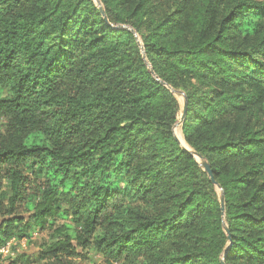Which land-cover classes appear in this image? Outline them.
<instances>
[{
	"label": "trees",
	"instance_id": "1",
	"mask_svg": "<svg viewBox=\"0 0 264 264\" xmlns=\"http://www.w3.org/2000/svg\"><path fill=\"white\" fill-rule=\"evenodd\" d=\"M100 1L106 16L96 0H0V246L66 200L76 228L12 264H72L79 247L108 264H264V0ZM172 89L220 187L176 139Z\"/></svg>",
	"mask_w": 264,
	"mask_h": 264
},
{
	"label": "rangeland",
	"instance_id": "2",
	"mask_svg": "<svg viewBox=\"0 0 264 264\" xmlns=\"http://www.w3.org/2000/svg\"><path fill=\"white\" fill-rule=\"evenodd\" d=\"M184 93H185L184 91L178 90V92L175 94L177 99L180 102L182 109H183V105L185 101ZM0 96L2 97L12 96V90H11L10 85L4 84L2 81H0ZM181 115H182V111H181L179 120L181 118ZM8 126H9V117L5 115L0 116V133L5 134L8 130ZM175 133L177 136L180 137L182 135L181 137H183V139L185 138L183 134V130H182V124L177 126V128H175ZM183 145L188 147V145H186V142ZM197 159L198 161H201L199 157H197ZM24 171L26 172L27 176L30 177L31 179L33 175L31 174L30 168L26 167ZM33 177L32 179H34ZM9 189H10V180L4 176L3 181L0 184V192L2 190H6L9 192ZM43 192H44V186H42L40 182H32L31 184L28 185V194H31L32 196H34L33 203L35 204L38 203V201L42 199ZM0 202H2L1 199H0ZM68 203H69L68 201L64 200L63 204L61 205L62 211L65 210L67 214H64V216L59 217V218L58 217L55 219L52 218L50 220V223L52 224H50L46 230L35 229L32 233V238L29 240L27 238L10 239L8 241V242L12 241L11 246H10V251L7 254L2 255V257L0 258V264H9L11 259L16 260L19 253L22 251H25L28 254H30L29 256H31L32 258L33 254H37V252L42 251L44 247L49 245L53 236L57 235L60 229L64 227V225H69V226H72L73 228H76L75 226L76 224H73L71 221L72 212H71V206ZM31 204H32V201L27 203L26 197L21 199L17 203L15 214L29 218L31 214L33 213V211L30 210ZM4 206L6 208L8 207L7 201L4 202ZM8 217L9 216H4L2 210L0 209V226L4 224L5 222L4 220L7 219ZM78 251L80 253L79 256L68 258V260L63 259V262L70 261L72 264H108L105 258L99 252H97L96 249H94L93 247H89L87 249L79 247ZM12 253H15V255H12ZM121 263L122 261L114 262L113 264H121ZM17 264H26V263L24 262L21 263L18 261Z\"/></svg>",
	"mask_w": 264,
	"mask_h": 264
},
{
	"label": "water",
	"instance_id": "3",
	"mask_svg": "<svg viewBox=\"0 0 264 264\" xmlns=\"http://www.w3.org/2000/svg\"><path fill=\"white\" fill-rule=\"evenodd\" d=\"M96 2L98 3V5L100 6L101 8V11L103 13V15L106 16V12H105V9L104 7L102 6V3L100 0H96ZM142 47V50H144V46L141 45ZM144 58L146 59L147 61V58H146V55H144ZM148 62V61H147ZM172 92L174 94H176L178 92V90H175V89H172ZM184 98H185V101H184V105H183V109H182V115H181V118L180 120L174 125V134L176 136V139L179 141V143L182 145L180 139L178 138V136L176 135L175 133V128L181 124L184 123L185 121V118H186V114H187V105H188V98L186 96V94L184 93ZM183 148H185L186 150H188L189 152H191L196 158L197 157H200L201 161H199L200 165L207 171V173L209 174L210 178L212 179V181L218 186L220 187V185L216 182V180L214 179V176H213V171H212V168H211V165L209 163V161L204 157L202 156L200 153L194 151L193 149H191L190 147H187V146H184L182 145ZM220 200H221V204H222V210H223V213H225V196H224V192L223 190L221 191V195H220ZM225 224V229L226 231L229 233V228L226 224V222H224ZM226 257V255L224 256V258Z\"/></svg>",
	"mask_w": 264,
	"mask_h": 264
},
{
	"label": "built area",
	"instance_id": "4",
	"mask_svg": "<svg viewBox=\"0 0 264 264\" xmlns=\"http://www.w3.org/2000/svg\"><path fill=\"white\" fill-rule=\"evenodd\" d=\"M10 246V242L6 243L4 246H0V258L2 257V255H5L10 251Z\"/></svg>",
	"mask_w": 264,
	"mask_h": 264
},
{
	"label": "crops",
	"instance_id": "5",
	"mask_svg": "<svg viewBox=\"0 0 264 264\" xmlns=\"http://www.w3.org/2000/svg\"><path fill=\"white\" fill-rule=\"evenodd\" d=\"M14 239V238H13ZM12 241H10V243H11ZM8 243V242H7ZM22 253H27V252H25V251H22V252H20L19 254H22ZM28 254V253H27ZM39 254V252H37V254H33V256H32V259L33 260H35L36 258H37V255ZM12 255H15V253H12ZM28 255H30V254H28ZM13 261H15V259H11L10 260V263L9 264H12L13 263Z\"/></svg>",
	"mask_w": 264,
	"mask_h": 264
},
{
	"label": "bare ground",
	"instance_id": "6",
	"mask_svg": "<svg viewBox=\"0 0 264 264\" xmlns=\"http://www.w3.org/2000/svg\"><path fill=\"white\" fill-rule=\"evenodd\" d=\"M176 128H177V127H176ZM177 133H178V132H177ZM180 134H181V133H180ZM181 136H182V135H181ZM181 136H180V137H181ZM178 137H179V136H178ZM180 137H179V138H180ZM180 140H181V142H182V145L185 144V141H184L183 137H181ZM186 145H187V144H186ZM184 146H185V145H184ZM199 158H200V157H199Z\"/></svg>",
	"mask_w": 264,
	"mask_h": 264
}]
</instances>
